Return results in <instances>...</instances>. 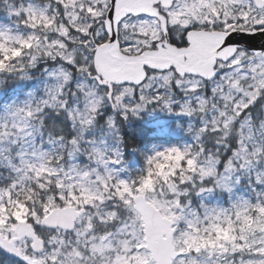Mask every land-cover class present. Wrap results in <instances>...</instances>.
Instances as JSON below:
<instances>
[{
	"label": "snow or ice",
	"instance_id": "obj_1",
	"mask_svg": "<svg viewBox=\"0 0 264 264\" xmlns=\"http://www.w3.org/2000/svg\"><path fill=\"white\" fill-rule=\"evenodd\" d=\"M0 12V45L20 50L0 91L36 82L0 112V264H264V0H0ZM156 110L186 117L191 143L128 169L123 125ZM169 153L180 167L141 197ZM216 192L227 202L208 203ZM241 214L261 226L245 231ZM230 222L234 241L192 243Z\"/></svg>",
	"mask_w": 264,
	"mask_h": 264
},
{
	"label": "rangeland",
	"instance_id": "obj_2",
	"mask_svg": "<svg viewBox=\"0 0 264 264\" xmlns=\"http://www.w3.org/2000/svg\"><path fill=\"white\" fill-rule=\"evenodd\" d=\"M0 19L5 20V22H3V24L9 23L8 18L4 15L3 12H0ZM0 51H3L5 53H9V52H11V49L5 48L3 45H0ZM18 55H20V52L18 54H16V56H18ZM35 83H36L35 81L18 82L13 89L8 90L7 88H5L2 91H0L1 95H4L6 91H9L10 94H14V96H13L14 98L12 100H9L7 104L2 106L0 112H2L4 110L6 105L11 104L13 101L19 102V101L26 99L27 98L26 93L31 90V87ZM25 88H27V89L24 91ZM181 117H184V116L178 115L175 113L164 112V111H160V110L145 111V112L141 113V115L139 117L141 121L139 123H140V126L142 127L144 132H150V130L148 128L151 127V128H155L156 132H158L160 135H164V133L166 131H169V127H170L169 125L171 124L170 122H173V121H175ZM135 118H138V117L130 118L127 121V124L132 123L133 121H136ZM181 121L183 122V124L178 125V128L174 132H172V134L175 136H180L181 138H183L182 136H184L188 139L191 138V136L186 132V126L188 123V119L186 117H184ZM134 123H136V122H134ZM163 159H172V162L175 165L173 167H171V169L175 170L177 167L180 166V161L183 159V156L179 155V154L174 155L172 153H169L166 156H164ZM123 162H124V166L128 169L135 170V169L140 168L139 165L135 162L126 163L125 159H123ZM157 182L158 181H156V182L154 181V182L146 184V182L144 181L143 185L141 186V190H140L141 193L144 194L146 191L152 190L154 184ZM245 183H246V181H244L242 183V185L237 188L236 191L237 192H245V188L243 186V184H245ZM124 191L130 193V189H128V188H125ZM217 194H218V197H217ZM245 194H247V193H245ZM82 196H84V200H83L84 203L90 202V200L92 198L90 195L84 194V193H82ZM227 197H228L227 193L216 192L207 198V202L208 203L220 202L223 204V203L227 202ZM200 202H201V197H200ZM153 203L156 205L155 202H153ZM157 207L160 208V210L162 211V206H157ZM16 215L19 216L17 212H16ZM262 215H264V210H262ZM241 216H242L244 223L242 225H240V227L243 228L245 231L252 230V229H255V228L261 226L256 220L253 219L251 214H249L247 216H244L243 214H241ZM169 218H171V217H169ZM0 223H1L0 225H2L3 222L0 221ZM213 232H215L214 236L212 234ZM235 239H236L235 228L233 227V224L230 222V223H228V225L226 227H221L220 225H216L215 228L208 233L207 237L201 235L198 239L194 238L192 243L193 244L198 243L201 247H203L205 245L217 246L220 244L221 241H234Z\"/></svg>",
	"mask_w": 264,
	"mask_h": 264
},
{
	"label": "water",
	"instance_id": "obj_3",
	"mask_svg": "<svg viewBox=\"0 0 264 264\" xmlns=\"http://www.w3.org/2000/svg\"><path fill=\"white\" fill-rule=\"evenodd\" d=\"M126 63H131L130 61H126ZM115 64V62L114 61H110L109 62V66L111 67V71L113 72V73H116V74H119V73H121L123 70H124V68H125V64H121V65H119V66H112V65H114ZM114 68H116L117 69V71L114 69ZM114 77H116V76H114ZM117 78V77H116ZM141 197H142V195H141ZM149 207L150 208H152V209H154L157 213H159L154 207H152L150 204H149ZM160 214V213H159ZM165 219V218H164Z\"/></svg>",
	"mask_w": 264,
	"mask_h": 264
},
{
	"label": "trees",
	"instance_id": "obj_4",
	"mask_svg": "<svg viewBox=\"0 0 264 264\" xmlns=\"http://www.w3.org/2000/svg\"><path fill=\"white\" fill-rule=\"evenodd\" d=\"M5 62H6V59H5V61H0V67H4L6 65ZM130 146L131 147H135V145H134L133 142L132 143L130 142ZM140 148H141V150H146V145L145 144H140ZM144 153H147V151L144 152ZM147 154H149V152ZM141 159H144L145 160V156L143 158H141ZM17 213H18V215L21 216L23 214V209H20L19 211H17Z\"/></svg>",
	"mask_w": 264,
	"mask_h": 264
}]
</instances>
